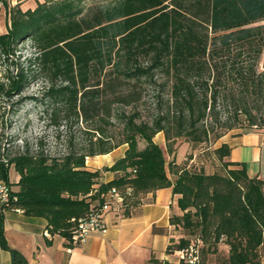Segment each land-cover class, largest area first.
Masks as SVG:
<instances>
[{
	"label": "trees",
	"instance_id": "trees-1",
	"mask_svg": "<svg viewBox=\"0 0 264 264\" xmlns=\"http://www.w3.org/2000/svg\"><path fill=\"white\" fill-rule=\"evenodd\" d=\"M2 3L8 28L0 33V98L13 99L16 112L29 84L43 80L50 122L81 118L90 135L85 146L71 144L58 156L0 142V181L11 187V168L19 175L18 189L11 187L16 200L0 209V246L10 252L11 264L27 261L6 241L5 211L45 218L50 233L73 247L77 220L112 187L123 194L131 188L121 217L135 211L143 194L171 187L181 213L172 214L170 222L181 236L168 253L193 242L195 264H264V179L249 177L244 166L227 160L228 144L206 152L221 167L207 172L204 164L211 166V160L203 152L209 146L177 165L167 163L154 141L158 132L164 134L167 155L181 145L177 138L209 142L214 123L233 127L220 122V103L230 104L234 117L244 111L246 130L264 123L249 105H264V70H258L264 0H43L27 9ZM25 41L33 51L21 56ZM148 88L159 107L151 120L138 110L118 109L136 105ZM113 117L123 125L117 142L108 132ZM221 136L214 133L215 141ZM139 139L146 143L142 148ZM121 144L128 145L124 156L104 168L118 175L100 182V170L88 169L86 160ZM148 264L189 263L151 257Z\"/></svg>",
	"mask_w": 264,
	"mask_h": 264
},
{
	"label": "crops",
	"instance_id": "crops-1",
	"mask_svg": "<svg viewBox=\"0 0 264 264\" xmlns=\"http://www.w3.org/2000/svg\"><path fill=\"white\" fill-rule=\"evenodd\" d=\"M37 1L43 0H14L13 3L27 9L35 7ZM4 14L7 20L6 10ZM7 28L8 21L0 33L7 32ZM155 142L165 144L164 136ZM223 143L230 147L227 160L236 163L237 167L244 166L249 177L264 179V129L229 132L216 141L215 147ZM180 146L167 155V163L173 161L181 165L184 162L188 143L179 153ZM127 147V144H121L108 153L90 157L86 160V167L100 170V182L110 181L118 173L103 169L124 156ZM204 167L207 172L212 171L208 163ZM18 180V173L15 171L12 176L10 170L12 189H18ZM176 199L171 187L145 193L142 203L130 216L117 218L112 212L107 213L106 230L91 234L73 247H69L68 241L58 233L44 234L48 224L45 218L28 216L17 209L4 212V234L8 245L18 250L27 264H148L151 257L174 261V252L168 253L167 248L172 240L181 236L180 229L170 222L172 214L181 213ZM0 264H11L10 252L1 246Z\"/></svg>",
	"mask_w": 264,
	"mask_h": 264
},
{
	"label": "rangeland",
	"instance_id": "rangeland-1",
	"mask_svg": "<svg viewBox=\"0 0 264 264\" xmlns=\"http://www.w3.org/2000/svg\"><path fill=\"white\" fill-rule=\"evenodd\" d=\"M9 5H13L14 0H6ZM5 7L0 1V32L4 31L7 26V20L5 19ZM29 41H25L19 47V55L28 56L32 52ZM258 70H264V54L259 59ZM2 69L0 67V76ZM43 80L32 81L31 84L25 89L22 96H26L27 99L20 105L16 112H13L11 103L13 99H2L0 98V142L6 145H10L13 150H23L26 146L30 150L36 151L43 149L46 153L52 156L63 155L67 152L71 144L76 146H85L88 142L90 135L86 130V123L79 118L77 120L71 117L68 120H62L59 125H54L49 120V114L45 111V104L42 103V92L44 87ZM33 98L36 99H32ZM157 94L151 88H148L147 92L143 95L142 99L136 104L131 106H120L118 109L125 111L126 113L138 110L141 118L145 120H151V118L157 113L158 108L156 99ZM164 98L167 94H163ZM251 106V113L258 118L264 116V105L258 109V105H254L249 102ZM219 111L220 122L232 123V128L218 127L214 123L216 128L214 132L210 133V141L204 142L199 145L188 142V150L185 156H188L192 152H203L207 146L209 150L203 152L206 157L209 156L211 162L209 163L212 167L210 170L221 168L218 166L217 161L212 158L209 152L216 141L214 139V133L218 132L221 135H225L229 132L240 131L247 129V119L243 110L237 111V117H234L235 112L230 104L220 103L217 106ZM113 124L108 127L109 135L112 140L117 142L122 138V123L116 118L112 119ZM164 136L162 132L154 136L155 141H159ZM11 141L10 143H7ZM165 142V139H164ZM186 139L183 137L176 139V144H182L179 149V153L187 147ZM145 141L139 139L138 147L142 148L145 146ZM164 150V154L167 158V152L165 144H160ZM213 161V162H212ZM104 171V169H103ZM15 170L11 169V175L14 176Z\"/></svg>",
	"mask_w": 264,
	"mask_h": 264
},
{
	"label": "built area",
	"instance_id": "built-area-1",
	"mask_svg": "<svg viewBox=\"0 0 264 264\" xmlns=\"http://www.w3.org/2000/svg\"><path fill=\"white\" fill-rule=\"evenodd\" d=\"M252 129H264V123L261 126L253 125ZM130 191L131 188H127L125 194L130 193ZM91 194L92 192L88 195ZM125 194L115 187L100 193L99 198H102V201H97L86 216L77 220L70 239L73 246L82 243L91 234L104 232L106 230L105 215L107 213L112 212L117 218L121 217ZM11 200H16V197L12 195L10 185L0 181V209ZM50 228L51 226H47L44 229L45 235H50ZM174 254L177 259H183L189 264H195L198 260V248L193 242L187 248L175 250Z\"/></svg>",
	"mask_w": 264,
	"mask_h": 264
}]
</instances>
